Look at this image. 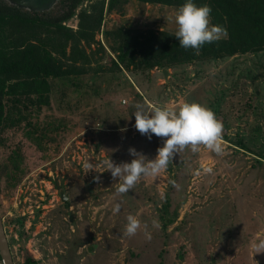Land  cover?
Instances as JSON below:
<instances>
[{"label":"rangeland","instance_id":"rangeland-1","mask_svg":"<svg viewBox=\"0 0 264 264\" xmlns=\"http://www.w3.org/2000/svg\"><path fill=\"white\" fill-rule=\"evenodd\" d=\"M185 2L82 0L60 27L0 18V214L14 264H264L251 249L264 239V47L164 48ZM151 36L153 49H140ZM185 102L222 121L224 153L185 149L118 194L103 161L131 162L129 148L152 160L165 139L136 130L135 106ZM130 214L141 222L131 238Z\"/></svg>","mask_w":264,"mask_h":264},{"label":"clouds","instance_id":"clouds-1","mask_svg":"<svg viewBox=\"0 0 264 264\" xmlns=\"http://www.w3.org/2000/svg\"><path fill=\"white\" fill-rule=\"evenodd\" d=\"M211 11L207 4L197 6L193 0H186L179 7L174 18L177 25L175 37L182 48L194 49L198 54L205 44L218 42L228 37L226 28L211 24ZM135 107L136 111L133 115L136 130L147 136L149 140L153 134L165 139L163 146L157 149V155L152 160H148L134 148H129V154L135 157L131 162L116 164L109 158L103 161L105 171H109L114 180L120 181L116 188L118 194H128L143 177H157L165 172L174 157L185 149L196 153L203 146L216 155L224 153V125L210 108L195 102H185L178 111L173 108L154 106L149 113L142 105L137 104ZM85 168L87 172L95 171V166L90 162L85 164ZM202 172L212 174L213 167L204 166ZM196 174L201 173L198 171ZM93 180L99 183L100 177L94 176ZM172 183L174 187H179L175 182ZM161 198L163 199V194ZM119 209L120 205L116 203L113 212H118ZM126 219L124 235L131 238L141 229V222L131 214ZM152 226L160 228L157 220L152 221ZM143 227L145 239L151 241L152 236L147 231V224ZM251 249L252 259L255 255L264 253V239L253 242Z\"/></svg>","mask_w":264,"mask_h":264},{"label":"trees","instance_id":"trees-1","mask_svg":"<svg viewBox=\"0 0 264 264\" xmlns=\"http://www.w3.org/2000/svg\"><path fill=\"white\" fill-rule=\"evenodd\" d=\"M82 0H60L57 8L46 11H32L0 0V18L18 19L21 21L39 23L54 27L74 15L75 9ZM207 4L212 9L211 17L216 25L227 29L228 37L218 42L205 44L200 51L221 56L226 53L255 50L264 47V0H195ZM131 40L127 38L124 49ZM157 42L155 36L148 37L145 42L136 39L139 48L145 51L153 49ZM169 42V41H168ZM166 42L164 48L172 49L177 55L187 57L194 49H184L176 38ZM6 78L0 73V119L4 114V93ZM167 223V222H164Z\"/></svg>","mask_w":264,"mask_h":264},{"label":"water","instance_id":"water-1","mask_svg":"<svg viewBox=\"0 0 264 264\" xmlns=\"http://www.w3.org/2000/svg\"><path fill=\"white\" fill-rule=\"evenodd\" d=\"M6 1L10 4L17 5L21 8L30 9L32 11H46V10H50L57 0H6ZM163 74L164 76H166L167 71L163 70ZM59 193L61 199L66 198L62 189H60ZM0 257L2 259L3 264H14L1 214H0Z\"/></svg>","mask_w":264,"mask_h":264},{"label":"flooded vegetation","instance_id":"flooded-vegetation-1","mask_svg":"<svg viewBox=\"0 0 264 264\" xmlns=\"http://www.w3.org/2000/svg\"><path fill=\"white\" fill-rule=\"evenodd\" d=\"M59 1H60V0H57V1L54 3V5H53V7H52V8H54V6H56L55 8H57V7H58V5H59Z\"/></svg>","mask_w":264,"mask_h":264}]
</instances>
